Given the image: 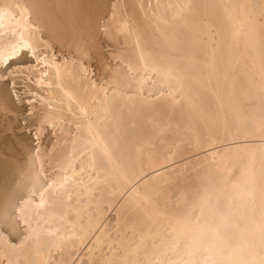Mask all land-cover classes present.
Listing matches in <instances>:
<instances>
[{
  "label": "snow or ice",
  "instance_id": "6c2138e0",
  "mask_svg": "<svg viewBox=\"0 0 264 264\" xmlns=\"http://www.w3.org/2000/svg\"><path fill=\"white\" fill-rule=\"evenodd\" d=\"M136 7L0 0V264H264V0L148 5L156 31L169 16L218 7L234 19L238 7L204 64L218 71L216 53L242 36L258 112L194 99L195 53L157 51ZM151 74L176 103L167 121L138 125L125 113L155 110Z\"/></svg>",
  "mask_w": 264,
  "mask_h": 264
},
{
  "label": "bare ground",
  "instance_id": "6f19581e",
  "mask_svg": "<svg viewBox=\"0 0 264 264\" xmlns=\"http://www.w3.org/2000/svg\"><path fill=\"white\" fill-rule=\"evenodd\" d=\"M108 1V0H107ZM52 3L64 2V0H51ZM74 2V0H69ZM113 3L124 5H135L136 15L141 21L143 29H147V35L151 40L152 46L157 50L168 49L173 55H179L180 57L193 56L195 53L196 67L204 70V76L201 77L200 72L197 71L193 75L191 81V94L194 99L203 98L206 101L205 106L208 103L220 107V102L223 100L225 103L232 98L233 102H237L247 109L249 104L254 106L255 111H259V94L256 88L259 82L258 64L253 68V59L246 53L245 43L241 36L238 41L233 42L231 50L224 49L222 53H216V57L219 60L221 55L222 61L219 63V70L212 71L211 68L204 64V61H208L209 64L213 62L214 50L217 48V41L221 36L227 32L231 37L233 24L239 26L240 9L237 7L233 11L234 19H230L229 15L223 8H201L191 14H186L183 19L175 22L171 20L169 16V24L160 23V29L162 31H156V20L151 16V11H156V5H178V4H196V5H240L248 3H259V0H113ZM151 4L152 10L149 11L148 5ZM139 5L144 6V12L149 13V20L152 21L149 24L144 19V12H141ZM123 11V10H122ZM161 13L167 12V9H160ZM174 11H179L174 9ZM154 33V35H153ZM143 34V33H142ZM171 42L177 44V49L173 51L169 48ZM123 44V38L121 39ZM135 41H130V45L134 47ZM107 46V45H106ZM239 61V64H237ZM228 67V80L225 83L224 69ZM152 79L146 80L155 89L146 90L144 96L147 98L150 92H154L151 99L148 101L150 105H155V110H148L136 115L134 118H129L125 113V119H135L138 125L147 124L150 120H163L167 121L170 110L175 106L176 101L172 96L168 94V89H164V95H161L160 91L156 90L159 86L153 83L155 79L154 74ZM209 78L211 84H209ZM70 87H75L69 84ZM252 87V95H248L249 88ZM55 91V90H54ZM137 95H139V89H137ZM180 100V97L176 98ZM131 124L129 123V127ZM73 131L75 128L73 127ZM69 147H71L69 145ZM163 146L157 143V148L162 149ZM150 151H152L150 149ZM158 153L154 152V156ZM85 167L87 166V158L84 159ZM179 163V162H178ZM146 164H151V161L146 159ZM182 167V163H179ZM77 171L80 168V162L76 163ZM152 169L149 166L147 172H151ZM239 175V173H237ZM151 179V176L148 177ZM87 181V176H85ZM99 195V193H97ZM115 219V217H114ZM113 219V220H114ZM108 219H104V223H107ZM55 227V224L53 225ZM103 226V225H102ZM131 235V233H129ZM101 254V253H100ZM111 254V253H110ZM103 255V254H102ZM100 255V256H102ZM113 254L109 255L112 257Z\"/></svg>",
  "mask_w": 264,
  "mask_h": 264
},
{
  "label": "rangeland",
  "instance_id": "374dc122",
  "mask_svg": "<svg viewBox=\"0 0 264 264\" xmlns=\"http://www.w3.org/2000/svg\"><path fill=\"white\" fill-rule=\"evenodd\" d=\"M107 3L109 4V8H110V5L113 3V0H108ZM92 68L95 69V68H96V65L93 64ZM97 78H99V73H97ZM153 89H155V87H153L149 82H146V87H145V89H144V92H145L146 90H153ZM65 127H67V125H65ZM72 130H73V129H72ZM23 136H24V137H27V136H28V132H27V130H24V132H23ZM49 138H50V134H49V135H46V136L43 137L44 144L41 145L42 147H44V146H47V147H49V148L51 147V144L49 143ZM3 142H4V141H3V138L0 137V143H3ZM179 163H180V162H179ZM111 219L113 220V219H114V216H113ZM107 223H111V221L108 220ZM105 252H107V248H105ZM102 254H103V255H102ZM111 254H112V253H111ZM111 254L109 253L108 255H111ZM100 255H102L101 257L103 258L104 253H101Z\"/></svg>",
  "mask_w": 264,
  "mask_h": 264
}]
</instances>
